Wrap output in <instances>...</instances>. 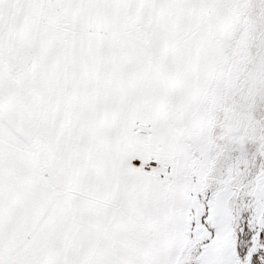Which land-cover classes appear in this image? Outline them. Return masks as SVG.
Here are the masks:
<instances>
[{"label": "snow or ice", "instance_id": "snow-or-ice-1", "mask_svg": "<svg viewBox=\"0 0 264 264\" xmlns=\"http://www.w3.org/2000/svg\"><path fill=\"white\" fill-rule=\"evenodd\" d=\"M0 264H264V0H0Z\"/></svg>", "mask_w": 264, "mask_h": 264}]
</instances>
